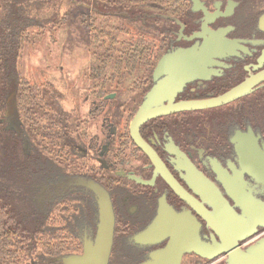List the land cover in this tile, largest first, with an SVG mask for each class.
Returning <instances> with one entry per match:
<instances>
[{"label":"flooded vegetation","instance_id":"obj_1","mask_svg":"<svg viewBox=\"0 0 264 264\" xmlns=\"http://www.w3.org/2000/svg\"><path fill=\"white\" fill-rule=\"evenodd\" d=\"M161 2L170 13L130 16V74L115 77L112 92L94 73L79 120L63 108L67 125L34 118V218L52 223L48 264L81 256L94 241L96 199L79 180L109 195L107 264L156 256L161 264H264V0ZM236 88L218 106L183 105ZM146 100L149 115L135 131ZM18 116L19 134L11 118L6 128L27 152Z\"/></svg>","mask_w":264,"mask_h":264},{"label":"trees","instance_id":"obj_2","mask_svg":"<svg viewBox=\"0 0 264 264\" xmlns=\"http://www.w3.org/2000/svg\"><path fill=\"white\" fill-rule=\"evenodd\" d=\"M170 1L166 0L168 5ZM160 2L161 0H92V7L87 6V13L84 15L90 51L95 58L92 76L94 73L100 75L105 67L110 68L111 77L130 74V39L119 40V35L130 30V16L140 15L149 9L170 13L162 10ZM122 13L129 17L120 15ZM50 21L32 15L27 0H0V175L4 173L3 166L7 165L10 178L13 177L12 182H21L31 195L34 191L32 184L36 181L33 178L31 154L35 116L44 118L47 126L52 123L56 126L67 125L63 120L66 113L50 99L49 91L23 79L19 71V58L25 44L33 41L44 27L54 25ZM13 90L16 91L17 106L22 116V136L28 143L27 152H22V159L14 158L19 137L6 128L2 111ZM50 110L53 113H48ZM59 130L56 133H64L63 126ZM24 194L26 193H22L23 197ZM13 197L16 198L8 195V203L15 204ZM3 202H0V264H27L18 260L21 250L25 249L21 242L26 241L27 237L33 239L38 229L34 226L35 218L32 216L33 202L30 209L20 216H15L13 209ZM26 221H32L33 227L26 225ZM42 246L41 255L45 257L51 250L46 244Z\"/></svg>","mask_w":264,"mask_h":264},{"label":"rangeland","instance_id":"obj_3","mask_svg":"<svg viewBox=\"0 0 264 264\" xmlns=\"http://www.w3.org/2000/svg\"><path fill=\"white\" fill-rule=\"evenodd\" d=\"M27 1L32 15L49 19L54 25L44 27L41 33L34 40L32 39L33 41L25 44L19 58L20 75L28 82L47 89L52 101L69 112L70 116L79 120L89 107L91 91L97 81L90 79L95 58L90 51L89 32L84 21L86 8L92 7V0ZM128 39H130V30L119 35V40ZM110 72V68L105 67L97 76L102 83L106 84L103 87L105 86L104 90L107 92L115 89V85L111 83L114 82L115 77H111ZM127 83L128 81L123 82L119 88L126 89ZM5 108L6 104L2 109L3 112ZM21 155V147L18 144L14 158L22 159ZM3 167L4 173L0 175V202L4 201L7 207L13 209L15 216H20L30 209L35 193L29 194L21 182H12L13 177L10 178L9 167L7 165ZM28 189L31 190L30 186ZM23 192L26 193L24 197ZM8 195L16 196V198L13 197L15 204L8 203ZM35 209V206L31 204V210H34L32 216L36 214ZM25 224L33 227L32 221H26ZM51 224V221L43 216L37 223L34 221V226L38 229L33 239L27 237L26 241L21 242L25 249L21 250L18 262L30 264L34 261L36 264H48L41 253L42 245L48 246Z\"/></svg>","mask_w":264,"mask_h":264},{"label":"water","instance_id":"obj_4","mask_svg":"<svg viewBox=\"0 0 264 264\" xmlns=\"http://www.w3.org/2000/svg\"><path fill=\"white\" fill-rule=\"evenodd\" d=\"M192 1L194 2L195 7L199 4L198 0H192ZM120 15L128 17L126 13H122ZM204 44H223V42L215 41L214 43H211L207 41L204 42ZM238 93L239 91L236 88L211 100L195 101L183 105L186 107H195V108L218 106L230 101ZM113 96L114 94H110L105 96V98L106 99L112 98ZM149 103L150 100L143 101L141 106L139 107L132 122V128L135 131H137L139 125L148 117L150 111ZM4 115L5 117L11 118L13 120V127H9V128L14 129L19 134L21 128L19 125V116L16 105L15 90H13L6 99V108L4 111ZM135 140L139 145H141V141L137 136H135ZM258 175L259 178L264 182V174L258 173ZM78 182L84 184L87 188H89L94 193L96 199L97 223H96L95 236H94V241L92 243H88L85 246L83 255L68 257L64 260V264H107L110 248L112 245L113 227H114V215H113V210L109 195L102 186L92 181L79 180ZM161 263H162L161 257L156 256V260L154 262L146 263V264H161ZM169 263L170 262L168 261L167 264Z\"/></svg>","mask_w":264,"mask_h":264}]
</instances>
